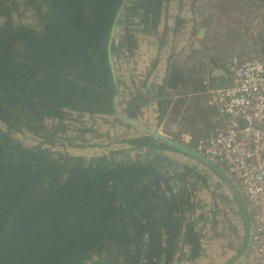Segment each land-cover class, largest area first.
Masks as SVG:
<instances>
[{
    "label": "trees",
    "instance_id": "1",
    "mask_svg": "<svg viewBox=\"0 0 264 264\" xmlns=\"http://www.w3.org/2000/svg\"><path fill=\"white\" fill-rule=\"evenodd\" d=\"M5 1L0 18L8 15ZM24 1L46 5L45 21L39 32L0 25V122L17 129L21 117L58 116L64 109L112 114L116 85L106 48L123 0ZM164 4L127 0L119 21L154 28ZM128 22L112 43L113 59L116 49L134 47ZM260 49L264 54V39ZM180 72L164 87L184 85ZM129 145L148 149L151 158L84 163L66 156L62 162L46 148L28 149L0 134V264H86L93 254L110 264H171L179 237L195 258L198 234L183 224L188 198L163 172L167 160L155 155L178 151L149 135Z\"/></svg>",
    "mask_w": 264,
    "mask_h": 264
},
{
    "label": "rangeland",
    "instance_id": "2",
    "mask_svg": "<svg viewBox=\"0 0 264 264\" xmlns=\"http://www.w3.org/2000/svg\"><path fill=\"white\" fill-rule=\"evenodd\" d=\"M4 6L9 12L7 11V17L0 18L1 26H24L36 32L43 27L47 7L42 2L27 4L24 0H6ZM129 21L130 23L123 19L120 22L114 40L117 44L121 31L125 28L124 23L128 22L134 47L132 50L116 49L113 59L115 72H124L123 67L129 59L132 61L134 56L138 57V52L143 53L142 48L148 52L150 45L157 44L155 51L152 50L155 54L147 60L150 61L151 71L161 63L164 66L166 64L168 69L166 72L165 68L166 74H163L164 84L174 70H182L180 73L188 86L187 89L174 93L178 97L176 105L179 114L175 118L168 117L167 122L170 124L164 126L167 131L163 129L162 134L172 139H178L182 134L170 128L175 124H178L177 129L182 127L184 131L187 123L191 140L202 134H198L193 128L195 120L185 114L187 110L207 109L202 107L201 97L188 95L192 88L194 92L197 91L195 88L198 85L200 87L205 77L210 78V85L227 83L214 75L215 71H221L216 66L217 62L221 64L228 56L250 59L262 54L260 43L264 39V0H167L156 27L145 29L131 19ZM116 81L118 90L115 89V95L118 94L120 100L119 115L126 117L125 112L121 111L123 100L128 99L127 95L135 96L136 92L131 90L134 84L122 83L118 73ZM166 89L168 88L164 85L158 89V94L161 95L159 100H162L165 107L171 103L167 97L163 99ZM146 100L147 97L142 101ZM129 101L135 104L132 98ZM182 110L185 112L180 115ZM133 121L139 123L135 119ZM192 121L194 123L188 125ZM18 125L17 129H13L0 122V134L28 149L46 148L54 152L62 162L66 156L80 159L84 163L103 156L108 159L130 160L151 158L148 149H134L129 145L130 140L145 136L146 133L115 119L113 113L89 114L64 109L58 116L21 117ZM204 127L208 130L207 126ZM155 152V155L167 160L163 161L162 170L166 175L172 176L170 184L173 189L184 193L188 198L183 224L198 234L200 244V251L194 258L190 255V244L179 237L171 264H235L247 249L251 231L250 210L235 182L229 178L231 185L227 187L224 180L214 172L171 149ZM185 167L194 169L201 180L192 174H186L183 169ZM231 187L240 196L238 200L244 202L243 208L238 205ZM86 264H110V261L104 255L93 254Z\"/></svg>",
    "mask_w": 264,
    "mask_h": 264
},
{
    "label": "built area",
    "instance_id": "3",
    "mask_svg": "<svg viewBox=\"0 0 264 264\" xmlns=\"http://www.w3.org/2000/svg\"><path fill=\"white\" fill-rule=\"evenodd\" d=\"M216 66L227 83L213 86L205 77L193 93L213 112V128L194 140L178 124L171 128L182 132L177 141L223 169L248 204L250 237L245 255L235 264H264V54L228 56Z\"/></svg>",
    "mask_w": 264,
    "mask_h": 264
},
{
    "label": "crops",
    "instance_id": "4",
    "mask_svg": "<svg viewBox=\"0 0 264 264\" xmlns=\"http://www.w3.org/2000/svg\"><path fill=\"white\" fill-rule=\"evenodd\" d=\"M156 45L154 46L150 45L149 46L150 50L148 52L146 51L145 48H142L141 50H143L144 52L141 54L140 52H138L136 54L138 55L137 58L133 55L134 56L133 60L130 61L129 59L128 63L124 65L123 67L124 72L119 71L117 73L118 75H120V81L122 83L128 82L134 84L131 90L136 92L135 98L137 99L135 100L134 103L138 107L135 118L136 121H139V123L138 122L137 123L152 131L163 133V129L167 131V129L164 128L165 124H170V122H167V118L168 117L175 118V116L179 114V108L176 105L177 102L176 100L178 97L174 93H179L182 91V89L184 90L187 89L188 86L185 83L184 85L183 84L177 85L176 89H169V90L166 89V92H163V99L167 97V99H170L171 101V103H169V106L167 107H165V105L162 103V100H159V97L161 95L158 94V89H160L161 86L164 85L163 77L166 74L168 68L166 64L164 66V63H161L160 65H158V67H156L151 71V66L149 65L150 61L147 62V60L151 57V55L155 54L154 52H152V50L155 51ZM165 68H166V72H165ZM121 76L123 77L121 78ZM220 85L221 83L213 84V86H220ZM198 86L195 89H197ZM122 88H124V86ZM193 90L194 88H192V92L191 94L188 95V97L193 95L194 93ZM124 91H126V89ZM146 97L148 98V100H146V102L142 101ZM153 98H158V99H153ZM198 111L199 112L202 111V112L199 113ZM198 111L187 110V113L185 115H189L190 116L189 118L192 117V119L195 120L196 125L193 128L197 130V132H199L198 134L202 133L201 135L197 136L200 137L205 135L208 131H210L213 128L214 114L211 110H206V111L198 110ZM184 112L185 111L182 110L180 115H183ZM193 123L194 121L189 122L188 125H192ZM186 124L185 127L183 128L184 131L182 132L186 133L187 131L188 133L186 135L188 136L190 128H188ZM168 126L169 125H167V127ZM204 126H207L208 130L205 129Z\"/></svg>",
    "mask_w": 264,
    "mask_h": 264
},
{
    "label": "water",
    "instance_id": "5",
    "mask_svg": "<svg viewBox=\"0 0 264 264\" xmlns=\"http://www.w3.org/2000/svg\"><path fill=\"white\" fill-rule=\"evenodd\" d=\"M127 3V0H123L118 12L115 16V19L112 23L111 29H110V33H109V38H108V42H107V61L112 73V77H113V81L115 82L116 85V90H118V84L116 81V72H115V66H114V61H113V56H112V43L114 41L115 38V34H116V28H117V24L118 21L121 17L122 11L124 10V7ZM215 77L217 76H222L225 77V73L222 71H215L214 72ZM118 101H119V97L118 94L115 95L113 97V116L115 119H118L119 121L125 123L128 126H132L134 128H138L139 130H142L143 132L146 133V135H149L151 137H153L154 139L159 140L160 142L168 145L169 147H171L172 149H175L176 151H178L179 153L189 156L191 157L194 161L200 163L201 165H203L205 168H207L208 170H211L212 172H214L216 175H218L220 178H222L225 182V184L227 185V187H229L231 185V180L229 179V177L220 169H218L216 167V165L214 164L213 161H211L210 159L206 158L205 156L195 152L192 148H190L188 145H185L175 139L169 138L166 135L159 133L157 131H152L146 127H143L142 125L138 124L137 122H134L133 120L136 118V109L133 107H128L125 111V116H120L119 112H118ZM231 192L233 193L234 197L236 198L238 205L243 208L244 206V202L239 201L238 198H240V196L236 193V190L233 189L231 187ZM245 224H246V230L248 229V221L247 219L245 220ZM247 250V249H246ZM246 253V251H245ZM245 253H243V255H245ZM241 255V256H243ZM239 256V258L241 257ZM238 258V259H239Z\"/></svg>",
    "mask_w": 264,
    "mask_h": 264
},
{
    "label": "flooded vegetation",
    "instance_id": "6",
    "mask_svg": "<svg viewBox=\"0 0 264 264\" xmlns=\"http://www.w3.org/2000/svg\"><path fill=\"white\" fill-rule=\"evenodd\" d=\"M167 0H165V2H166ZM162 13H163V8H162V12H161V15H162ZM126 92V91H125ZM127 97H128V99L127 100H123L124 102V104L122 105V109L123 110H121V111H124L125 112V110L128 108V107H133V108H135L136 109V111L138 110V107L136 106V104H133L132 102H130L129 100L132 98L133 100H134V102H135V100L137 99V98H135L136 96H133V94L132 95H127ZM119 104H120V100L118 101V112H120L119 111Z\"/></svg>",
    "mask_w": 264,
    "mask_h": 264
}]
</instances>
